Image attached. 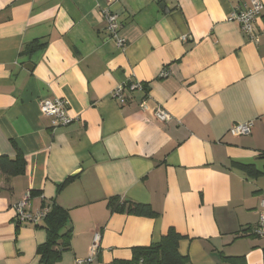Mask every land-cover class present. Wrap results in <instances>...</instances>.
Wrapping results in <instances>:
<instances>
[{"label": "crops", "instance_id": "crops-1", "mask_svg": "<svg viewBox=\"0 0 264 264\" xmlns=\"http://www.w3.org/2000/svg\"><path fill=\"white\" fill-rule=\"evenodd\" d=\"M261 1L254 42L229 19L246 0H0V155L25 160L20 174L0 172V264H40L44 219L18 222L12 207L32 192L26 210L68 213L69 244L52 264L87 258L94 232L83 264H127L169 227L185 236L187 264H264V173L242 166L264 171ZM57 98L68 125L39 109ZM247 121L249 135L229 133ZM112 197L157 216L112 211Z\"/></svg>", "mask_w": 264, "mask_h": 264}, {"label": "trees", "instance_id": "trees-1", "mask_svg": "<svg viewBox=\"0 0 264 264\" xmlns=\"http://www.w3.org/2000/svg\"><path fill=\"white\" fill-rule=\"evenodd\" d=\"M32 45L31 48L33 49ZM252 175L263 174L251 164L242 165ZM25 169V160L21 155L11 159L0 155V172L7 175L20 174ZM69 180L66 179L65 182ZM64 182V183H65ZM36 194V192L31 193ZM30 194V195H31ZM112 211L126 212L137 216L156 217L157 213L148 204L121 201L118 197H112L108 202ZM68 220V213L58 205H54L44 218L46 229V241L39 245L37 252L40 255V264H52L60 258L61 251L69 244V232L64 231ZM185 236L179 234L173 227H169L161 239L147 246L132 248V259L127 264H187L188 258L178 251V243Z\"/></svg>", "mask_w": 264, "mask_h": 264}, {"label": "built area", "instance_id": "built-area-1", "mask_svg": "<svg viewBox=\"0 0 264 264\" xmlns=\"http://www.w3.org/2000/svg\"><path fill=\"white\" fill-rule=\"evenodd\" d=\"M107 2H113L115 0H106ZM263 7V3L261 0H246V3L243 7L236 8L233 12L229 15V19H232L238 22L241 30L248 35V37L257 42L258 40V33L255 30V20L260 15L261 9ZM103 16L106 20V29L110 33V35L115 40V43L118 47L125 46V40L119 36V23L117 20V15L107 9L103 11ZM185 38V37H183ZM167 75L166 71H163L160 76L164 77ZM141 90L142 84L138 81H133L129 84L128 90ZM125 91L126 89L122 86H117L112 91V97L118 101L119 103H123L125 101ZM39 109L41 113L45 115H49L53 118L54 125H61L65 126L68 125L73 121V117L68 114V102L65 99L57 98L54 100H42L39 103ZM155 118L157 121L165 122L168 120L169 115L168 113L161 109L156 108L154 111ZM253 126L252 121H247L244 123H235L229 128V133L233 136H240V135H249ZM30 196V193H27L23 199L16 201L12 207L15 213V219L18 222H33L38 224L42 221L47 213L49 212L48 207H42L35 212H31L25 209V204L27 198ZM260 204L264 207V198L261 199ZM264 221V213L260 215V222L263 223ZM255 232L257 234H261L262 231L256 229ZM99 240H100V233L94 232L92 237V242L90 246V251L85 259H78L76 260V264H83L85 262H89L92 260L93 253L98 251L99 248Z\"/></svg>", "mask_w": 264, "mask_h": 264}, {"label": "water", "instance_id": "water-1", "mask_svg": "<svg viewBox=\"0 0 264 264\" xmlns=\"http://www.w3.org/2000/svg\"><path fill=\"white\" fill-rule=\"evenodd\" d=\"M72 176H74V174Z\"/></svg>", "mask_w": 264, "mask_h": 264}]
</instances>
